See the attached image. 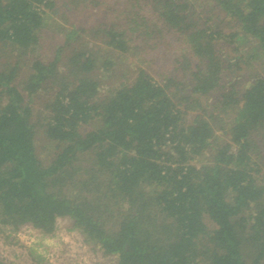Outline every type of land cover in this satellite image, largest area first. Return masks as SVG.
Wrapping results in <instances>:
<instances>
[{
  "label": "trees",
  "instance_id": "obj_1",
  "mask_svg": "<svg viewBox=\"0 0 264 264\" xmlns=\"http://www.w3.org/2000/svg\"><path fill=\"white\" fill-rule=\"evenodd\" d=\"M242 36L264 55V0H0V230L67 218L105 264H264Z\"/></svg>",
  "mask_w": 264,
  "mask_h": 264
},
{
  "label": "rangeland",
  "instance_id": "obj_2",
  "mask_svg": "<svg viewBox=\"0 0 264 264\" xmlns=\"http://www.w3.org/2000/svg\"><path fill=\"white\" fill-rule=\"evenodd\" d=\"M49 33V31H48ZM47 33V34H48ZM239 65L232 69V77L241 87L249 84L255 75L264 76V55L259 52L252 38L237 39ZM40 138V137H39ZM46 142L38 141L37 152L46 160ZM0 259L12 264H105L112 258H104L100 251L85 245L83 236L72 230V221L57 220L52 237H45L29 226L17 233L0 230Z\"/></svg>",
  "mask_w": 264,
  "mask_h": 264
}]
</instances>
